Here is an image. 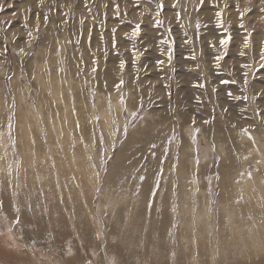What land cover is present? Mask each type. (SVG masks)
<instances>
[{
    "label": "rangeland",
    "instance_id": "rangeland-1",
    "mask_svg": "<svg viewBox=\"0 0 264 264\" xmlns=\"http://www.w3.org/2000/svg\"><path fill=\"white\" fill-rule=\"evenodd\" d=\"M159 2L0 0V264L264 258V0Z\"/></svg>",
    "mask_w": 264,
    "mask_h": 264
},
{
    "label": "snow or ice",
    "instance_id": "snow-or-ice-1",
    "mask_svg": "<svg viewBox=\"0 0 264 264\" xmlns=\"http://www.w3.org/2000/svg\"><path fill=\"white\" fill-rule=\"evenodd\" d=\"M176 6H177L176 3H173V4H172V7L175 8ZM202 6H203V0H201V7H202ZM225 6H227V5H225ZM157 7H158V9H159L161 12L163 11L164 4H163L162 0H161V2L158 3ZM237 10L239 11L238 6H237ZM261 12H264V9H261ZM119 14H120V12H119V6L117 5V6H116V15L119 16ZM216 15H217V18H218V20H217V24H216V27H218V28H223V22H222V19H221L222 13L217 12ZM243 15H244V13L241 12V20H243ZM178 16H179V14H178ZM162 23H163V21L160 20L159 18H157L156 21H155V23H154V27L159 28V27L161 26ZM196 27H197V29L200 28V24H199V22L197 23ZM238 27L241 28V29H244V24L241 23V24L238 25ZM168 31L170 32L171 29L169 28ZM140 34H141V25H140V24H136V25L134 26V28H133L131 34H130L131 39H135V38L139 37ZM112 35H113L112 48H113V50L115 51V50H116L115 29L112 30ZM88 39H89V42H90V41H91V36H89ZM101 39H103L102 36H101ZM247 39H250V34L248 35ZM231 41H232V36H231V34H227V37H226V38L220 40V44H221V46L225 49V53H224V55L227 54L226 50H227L229 44L231 43ZM188 42L190 43V41H188ZM160 43H161V44H165V45H169V49H168L166 55H167V60H168L169 63H170V62L172 61V59H173V48L171 47V45L174 44V39L171 38V37H169V39L162 40V41H160ZM104 51H105V54H107V47H106V45H105ZM134 54H135V49H134ZM162 54H163V53H162ZM224 55H217V56H215L214 61H215V67H216L217 69H219L220 62L224 59ZM189 58H191V59H195V56H191V57H189ZM164 63H165L164 60H159V61L157 62V65H158V66H163ZM119 65H120L122 68H125V67H126V62L123 61V60H120ZM242 67H243V66H242ZM258 70H259V69H258ZM139 72H140V69H137V73H139ZM245 75H246V73H245ZM222 83H224V84H228V83H232V81H229V80H223ZM195 86H196V87H202V86H204V85H202V83H198V84L195 85Z\"/></svg>",
    "mask_w": 264,
    "mask_h": 264
},
{
    "label": "bare ground",
    "instance_id": "bare-ground-1",
    "mask_svg": "<svg viewBox=\"0 0 264 264\" xmlns=\"http://www.w3.org/2000/svg\"><path fill=\"white\" fill-rule=\"evenodd\" d=\"M247 1V0H246ZM212 6V5H211ZM242 11V10H241ZM231 13V12H230ZM252 21V20H251ZM201 25V24H200ZM252 38V37H251ZM236 45V44H235ZM223 53V52H222ZM140 126V125H139ZM192 127V126H191ZM129 138V137H128ZM153 139V138H152ZM125 155V154H124ZM123 155V156H124ZM120 156V155H119ZM121 161V160H120ZM118 163V162H117ZM118 165V164H117ZM134 173V172H133ZM140 176V175H139ZM263 183V182H262ZM191 211V210H190ZM195 212V211H194ZM204 213V212H203ZM196 214H198V213H196ZM199 215H200V213H199ZM207 215H209V214H207ZM197 216V215H196ZM215 218V217H214ZM197 219V218H196ZM200 219H202V218H200ZM199 220V219H198ZM197 220V221H198ZM204 220H205V217H204ZM203 219H202V221H204ZM201 221V222H202ZM210 221V220H209ZM209 221H208V223H209ZM212 222V221H211ZM197 223H200V221H198ZM230 223V221L227 223V224H229ZM237 223H240V222H237ZM210 224V223H209ZM205 227L206 226V224L204 223V225H200V229H198L199 231L201 230V227ZM242 226V225H241ZM199 228V227H198ZM208 228V227H207ZM237 225L236 226H234V225H230L229 226V232L228 231H226V229H225V231H226V233H228V234H225L224 232V236L222 237V238H228L227 240H226V242L224 243L225 245L226 244H230V242H231V240H232V236L231 235H233V234H235V233H237L239 230H240V228L238 229V231H237ZM251 229V228H250ZM253 229V228H252ZM205 230H206V228H205ZM219 230H220V228H219ZM224 230V229H223ZM223 230H220V232H222ZM216 231V230H215ZM218 231V230H217ZM206 232H207V234H210L211 232H208L207 230H206ZM214 232V231H213ZM219 232V231H218ZM264 232V231H263ZM249 233H251V230L249 231ZM198 234L200 235V240H202V238H203V235H202V233L201 232H198ZM222 234V233H221ZM231 234V235H230ZM217 235V234H216ZM223 235V234H222ZM242 236L243 237H247V235L245 234V232H243L242 233ZM214 237V236H213ZM221 237V236H220ZM219 237V238H220ZM198 238V237H197ZM252 238L254 239H256L257 241H260V238H259V235H257V236H252ZM263 238H264V236H263ZM198 240V239H197ZM216 240H218V239H216ZM219 241V240H218ZM198 242H201V241H198ZM223 241L221 240V242L220 243H222ZM211 246H212V249H213V243H211L210 244ZM215 245H216V243H215ZM219 246V245H218ZM229 246V245H228ZM230 246H231V244H230ZM197 247V246H196ZM220 247V246H219ZM222 247V246H221ZM225 247V246H224ZM223 247V248H224ZM208 248V247H207ZM216 248V247H215ZM217 249V248H216ZM219 249V248H218ZM227 249H229V248H227ZM230 250V249H229ZM226 251V250H225ZM224 252V251H223ZM227 252H229L228 250H227ZM196 253V252H195ZM194 253V254H195ZM217 253V251H215L214 249L212 250V254H216ZM193 254V255H194ZM263 254V253H262ZM261 254V255H262ZM225 255H227V254H225ZM228 255H229V253H228ZM257 256H258V258H259V255H258V253H257ZM193 257V256H192ZM195 257V256H194ZM256 257V256H255ZM200 258V257H199ZM252 257H250V259H251ZM215 259V258H214ZM244 260H245V258H243ZM249 259V260H250ZM222 260V259H221ZM200 264V263H199ZM251 264V263H250ZM252 264H264V258H262L261 260H259V261H254Z\"/></svg>",
    "mask_w": 264,
    "mask_h": 264
}]
</instances>
